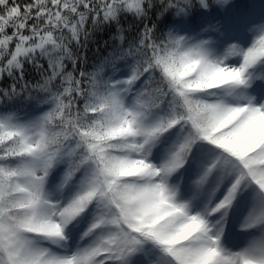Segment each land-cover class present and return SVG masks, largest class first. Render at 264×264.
I'll return each mask as SVG.
<instances>
[{"label":"snow or ice","instance_id":"obj_1","mask_svg":"<svg viewBox=\"0 0 264 264\" xmlns=\"http://www.w3.org/2000/svg\"><path fill=\"white\" fill-rule=\"evenodd\" d=\"M0 264H264V0H0Z\"/></svg>","mask_w":264,"mask_h":264},{"label":"rangeland","instance_id":"obj_2","mask_svg":"<svg viewBox=\"0 0 264 264\" xmlns=\"http://www.w3.org/2000/svg\"><path fill=\"white\" fill-rule=\"evenodd\" d=\"M172 139H173L172 136H167L166 138H162V143L160 145L161 149L165 145H167L168 143H170V141ZM154 155H156L157 162H158V160L162 157L163 153L162 152H155L154 151ZM182 172H183V177H184L183 180L181 181L179 176H175L173 178V182H180V183H182L183 188H184V192H185L186 195H188L191 192V189L188 186V181L190 180L191 175H192V168L190 166H188V167H186V169H183ZM199 199H203V197H199Z\"/></svg>","mask_w":264,"mask_h":264},{"label":"trees","instance_id":"obj_3","mask_svg":"<svg viewBox=\"0 0 264 264\" xmlns=\"http://www.w3.org/2000/svg\"><path fill=\"white\" fill-rule=\"evenodd\" d=\"M107 34H108L107 31H105L103 34H98L96 36V43L97 44L102 43V41L107 38ZM95 47H96V44H93V43H89L88 45V57H89L90 63L93 59L96 58Z\"/></svg>","mask_w":264,"mask_h":264}]
</instances>
